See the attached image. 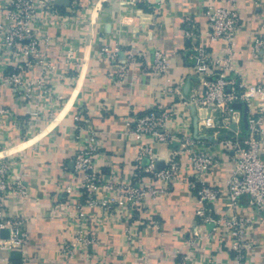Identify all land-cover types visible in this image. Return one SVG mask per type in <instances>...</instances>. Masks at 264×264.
<instances>
[{
    "label": "crops",
    "instance_id": "1",
    "mask_svg": "<svg viewBox=\"0 0 264 264\" xmlns=\"http://www.w3.org/2000/svg\"><path fill=\"white\" fill-rule=\"evenodd\" d=\"M237 1L242 25L232 43L211 41L206 35H202L201 43L214 54L231 48L232 71L252 82L264 70L261 61L255 60L251 53L254 38L264 32V0ZM222 4L221 0H70L68 9H74L81 16L79 29L50 28L48 32L77 40L83 70L78 80L62 76L58 71L50 86L62 99L53 114H48L49 105L43 101L38 107L39 125L32 127L26 119L34 106L19 100L10 88L0 83V109L8 112L0 115V157L7 155L12 160L13 173L22 177L28 186L26 198H6V215L32 216L34 220L29 226V243L23 249L1 252L6 264H15V261L16 264H57L58 233L63 224L52 216V208L60 188L73 173L72 156L86 138V131L76 127L75 115L87 117L97 133L100 167L106 173L115 172L124 178L135 171L140 147L126 121L144 114L162 98L163 91H171L164 104L177 107L168 129L194 137L200 135L191 117V108L178 106L181 97L187 96L191 89L201 92L204 87V81L191 75L186 56L205 26L207 7ZM101 41L109 46L119 42L122 49L134 56L136 61L125 81L117 82L116 65L97 55ZM156 49L167 54V68L161 77L152 72ZM176 87L180 92L172 94ZM232 116V127L242 140L248 133V114L242 108H235ZM156 153L165 164L171 150L159 145ZM220 154L218 163L206 177L220 193L211 211L213 217L224 214L227 179L233 169L231 153L225 149ZM179 159L184 175L188 159L185 155ZM197 207V200L188 187L177 184L163 205L153 211L136 213L121 223L107 224L97 233L98 240L89 251L108 264H182L184 257L190 259V264H212L207 261L209 256L215 264H230L232 236L224 225L214 227L212 223H201L196 215ZM235 213L241 217L253 215L248 196L241 197ZM247 243L248 264H264L261 216L249 230ZM78 260L76 264H95L94 260Z\"/></svg>",
    "mask_w": 264,
    "mask_h": 264
},
{
    "label": "built area",
    "instance_id": "2",
    "mask_svg": "<svg viewBox=\"0 0 264 264\" xmlns=\"http://www.w3.org/2000/svg\"><path fill=\"white\" fill-rule=\"evenodd\" d=\"M221 1L222 5L207 7L205 26L186 56L191 75L204 81V87L201 92L191 89L187 96L181 97L178 106L191 108V117L200 132L198 137L168 129L177 107L164 104L171 91H163L162 98L144 114L126 121L140 147L135 171L124 178L115 172L106 173L100 167L96 131L87 117L74 116L76 127L86 131V138L72 156L73 173L60 188L52 208V216L63 224L58 233L57 264H76L79 258L108 264L89 251L98 240L97 233L109 223H121L136 213H148L163 205L177 184H185L195 196L196 215L201 223H212L214 227L224 225L232 236L230 264H248L245 254L249 248L248 232L258 216L264 222V70L259 78L247 82L231 69V48L214 54L201 43L202 35L211 41L232 43L239 34L242 16L238 1ZM78 14L68 6L57 5L56 0H0V83L10 88L19 100L34 106L26 119L32 127L39 125L38 107L43 101L49 105L48 114L52 115L62 99L50 86L58 71L62 76L78 80L83 70L77 40L48 32L50 28L79 29L81 16ZM251 53L264 67V32L254 38ZM97 55L116 65L117 82L126 80L136 61L119 42L112 46L99 42ZM167 64V54L156 49L153 74L163 76ZM179 92L178 87L172 90V94ZM236 104L248 114V133L242 140L232 127ZM6 114L7 110L0 109V115ZM159 145L167 146L171 153L164 166L157 170ZM225 149L231 153L233 169L227 179L224 214L213 217L211 211L220 193L206 177ZM181 155L188 159L184 175ZM27 195L28 186L22 177L13 173L12 160L7 155L0 157V264H6L1 255L3 250H21L29 243L33 217L7 216L5 202L9 196L24 199ZM245 195L253 210L250 217L235 213ZM3 230L8 231L7 236L1 234ZM208 258V263L215 264L212 256ZM182 264H190V259L184 257Z\"/></svg>",
    "mask_w": 264,
    "mask_h": 264
},
{
    "label": "water",
    "instance_id": "3",
    "mask_svg": "<svg viewBox=\"0 0 264 264\" xmlns=\"http://www.w3.org/2000/svg\"><path fill=\"white\" fill-rule=\"evenodd\" d=\"M69 2H70V0H56V4H57V5H65V6H67V5L69 4ZM234 107H235L236 109H238V108H240L241 106H240V104H236V105H234ZM163 166H164V162H163V161H160V160H158V161L156 162V164H155V167H156L157 170H160ZM1 234H2L3 236H7V235H8V231H7V230H3V231L1 232Z\"/></svg>",
    "mask_w": 264,
    "mask_h": 264
},
{
    "label": "trees",
    "instance_id": "4",
    "mask_svg": "<svg viewBox=\"0 0 264 264\" xmlns=\"http://www.w3.org/2000/svg\"><path fill=\"white\" fill-rule=\"evenodd\" d=\"M15 264H16V261H15Z\"/></svg>",
    "mask_w": 264,
    "mask_h": 264
}]
</instances>
